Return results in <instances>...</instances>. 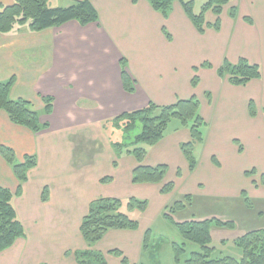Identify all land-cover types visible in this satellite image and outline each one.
<instances>
[{"label":"crops","instance_id":"crops-1","mask_svg":"<svg viewBox=\"0 0 264 264\" xmlns=\"http://www.w3.org/2000/svg\"><path fill=\"white\" fill-rule=\"evenodd\" d=\"M78 1L50 0V6L67 8ZM89 1L98 12L97 23L82 26L72 21L41 32L24 25L0 33V81L15 78L10 97L30 101L40 121L50 126L36 134L13 124L0 110V146L13 149L18 162L26 155L38 160L22 195L13 198L25 237L0 254V264H78L76 252L88 249L80 228L90 204L99 198L147 201V209L138 210L137 230H111L93 247L105 254L108 264H122V258L110 254L114 250L121 251L130 264H141L145 235L151 230L142 226L151 211L149 200L170 196L177 187L162 194V184H134L133 171L139 164L132 155L116 154L104 124L151 102L170 106L194 96L206 122L204 141L194 150L195 170L190 171L181 151L191 134L180 122L172 130L169 124L162 141L145 146L144 165H166V183L178 171L176 184L182 173L191 178L188 193L204 191L206 198L223 202V215L213 213L211 218L233 222L234 229L244 225L241 236L264 231V0L234 1L224 9L220 30L207 29L204 34L179 1L168 18L146 0ZM13 3L0 0L5 6ZM231 7L237 9L236 18L229 16ZM216 19L207 13L208 24ZM240 59L258 65L262 77L234 86L218 75L226 60L237 64ZM122 60L134 82L133 93L124 88ZM196 73L200 83L193 88ZM45 97L54 98L49 115L44 112ZM252 103L255 116L250 113ZM95 145L106 152L87 156L86 150ZM252 170L256 174L247 175ZM104 177L113 181L103 184ZM0 187L13 194L19 187L12 167L1 156ZM166 207H159L162 214ZM109 255L114 257L111 262Z\"/></svg>","mask_w":264,"mask_h":264},{"label":"trees","instance_id":"trees-1","mask_svg":"<svg viewBox=\"0 0 264 264\" xmlns=\"http://www.w3.org/2000/svg\"><path fill=\"white\" fill-rule=\"evenodd\" d=\"M138 1L133 0L134 3ZM146 1L165 18H168L174 3L179 1L197 31L200 34H204L207 29L220 30L221 16L224 13V9L236 0H209L202 6L200 13L194 12L195 0ZM209 12H212L217 17L213 25L206 22V15ZM229 16L231 18L237 17L236 7L230 8ZM72 21H76L82 26H87L97 23L99 15L89 0L78 1L67 8L51 7L50 0H14V3L10 6L0 4V33L2 34H9L24 25H28L33 32H41L50 28L60 27ZM125 66V60H122L123 85L127 92L133 93L135 85ZM203 67H210V65L204 64ZM197 70L198 68H195L196 72ZM218 75L221 78H226L234 86H246L251 81L260 79L262 71L258 65H253L246 59H240L237 64H231L226 60L223 66L218 69ZM14 83L15 78L5 82L0 81V110L6 112L13 124L26 127L36 134L49 129V124L40 121V114L34 109L30 101L22 98L13 100L10 97ZM199 83L200 78L196 73L192 79L193 88H197ZM43 100L45 102L44 112L49 115L53 111L54 98L45 97ZM250 113L252 116L256 115L253 103L250 106ZM173 120H178L183 127L190 130L191 141L183 143L181 151L189 163L190 171H194L197 165L194 150L196 145L204 141L203 129L206 126V122L200 114V101L197 97L178 100L174 105L170 106H157L151 102L143 109L125 112L104 124L106 129L112 127L116 130H122L124 134L136 130L138 125H141L139 134L131 144L124 143V141L112 143L118 156L126 153L132 155L138 162L139 166L133 171L132 182L134 184H162V194H170L174 191L175 184L173 182H165L168 172L166 165L156 167L144 165L147 155V150L144 146H154L162 141L169 124ZM0 156L12 167L14 175L19 182V187L15 194L8 189L0 187L1 254L13 247L18 239L25 237V229L18 218L13 198L22 195V187L28 180L29 172L37 167L38 160L36 156L26 155L23 162H18L15 151L7 146H0ZM114 166L117 167L118 163L115 162ZM254 174H256L255 170L247 172V175ZM180 175L181 172L178 171L177 176ZM112 181V177H105L101 180L103 184L111 183ZM262 183L264 184V175H262ZM47 193L46 188L43 194L44 201L48 199ZM188 199H192L190 195L185 197V201L167 206L164 212V217L176 226L184 240L181 245H173L177 263H181L183 257L188 254L183 264H264V231H252L234 240L233 245L240 251V258H236L217 254V248L214 245L212 236V230L215 227L234 229L233 222L211 219L175 223L172 215L185 209V202ZM125 206L128 211L139 210L144 212L148 207V203L135 198L129 199L126 203L120 199L99 198L90 204L89 211L84 217L80 228L88 249L76 252L75 257L78 264H108L105 254L95 251L93 249L94 245L100 242L111 230H137L139 228L138 221L123 212ZM155 242L152 230H148L145 235L143 249L145 254L150 255L152 259L156 258V254L161 248L160 244ZM190 245L197 248L190 249ZM110 254L122 258V264H130L121 251L114 250Z\"/></svg>","mask_w":264,"mask_h":264},{"label":"rangeland","instance_id":"rangeland-1","mask_svg":"<svg viewBox=\"0 0 264 264\" xmlns=\"http://www.w3.org/2000/svg\"><path fill=\"white\" fill-rule=\"evenodd\" d=\"M208 1L209 0H195L194 1V12L200 13L202 6ZM171 124L172 125L170 126V130H172L175 125H178L179 121L174 120L172 121ZM106 130H108L109 139L111 143H118V142L124 141V143L131 144L134 138L139 134L141 130V125L139 124L136 130L128 134H124L122 130H116V129H113L112 127H109ZM82 138L80 139L82 140ZM94 144H97V142H94ZM96 146L97 145H95V147L92 150H89V151L86 150V155L88 156L90 154V157L91 156L94 157L96 154H104L106 152L105 147L96 148ZM81 148L78 150V152H80L81 156H84L83 150L81 151ZM110 175H112V173ZM182 175L183 177H182L181 182L180 183L178 182L177 184L176 182L180 178L177 177L176 173H172L170 175V179L167 182H173L175 186L177 187V190H175V192L172 195L170 196L161 195L160 198L158 199L149 200L150 205H151V211L149 215L145 217L144 221L142 220V226L144 228L152 230L154 239L156 240L155 243L160 244L161 248L157 252L155 259H152L150 255L148 254L144 255L142 257V261L140 262L141 264H183V262L188 257L187 256L188 254L185 255L181 263H177L175 261V251H174L173 245H176V244L181 245L184 242V240L182 239L176 226L170 220H167L164 217V214L160 212L159 207H162L163 205L172 206L176 202L185 201V197L190 195V197L191 196L193 197L191 200L190 199L186 200L185 209H183L182 211L176 212L175 214L172 215V219L175 223H183L186 221H200L201 217L202 219H205V217L211 218L210 215H213V213L215 214L217 213L218 215H223L222 211H223V208L225 207L223 202H218L216 200L206 198L204 191L197 192L196 189H193L191 192L188 193L190 183H191L190 180L192 179L187 178V176H185V174L183 173ZM127 201L128 200H126L125 203ZM124 212L128 213L126 209H124ZM129 214L130 216L134 218V220L138 219L139 217L138 210L135 211L134 215H132L131 213ZM238 226L239 228L234 229V230H229L225 227L224 228L220 227V228L215 229L214 245L217 248V254L219 253L220 255H223V256L239 257L237 255L240 254V251L238 250L237 247L233 245V241L239 238L243 233H245L246 230L244 229V225H241L239 223ZM221 240H223L224 242L219 243L221 242ZM191 246L193 245L189 246L190 249L197 248L196 246H193V247ZM50 251L52 253L51 249ZM109 256H112V255H109ZM111 258H114V257L113 256L110 257V259H108L109 262H111L112 260Z\"/></svg>","mask_w":264,"mask_h":264}]
</instances>
